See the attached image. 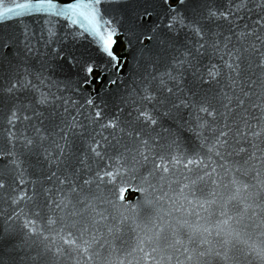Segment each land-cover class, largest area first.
<instances>
[{
  "label": "snow or ice",
  "instance_id": "snow-or-ice-1",
  "mask_svg": "<svg viewBox=\"0 0 264 264\" xmlns=\"http://www.w3.org/2000/svg\"><path fill=\"white\" fill-rule=\"evenodd\" d=\"M135 4L130 12L122 13L127 28L119 35L127 34L125 47L133 48L138 44L142 49H150L157 42L164 54L163 57L159 52L155 56L149 55L141 65L140 80L144 88L137 89L140 109L136 120L143 119L151 125H158L157 118L161 125L166 121L169 128L175 126L177 131L190 132L198 141H203L200 146L209 152L215 151L217 155L221 149L230 146L225 130H220L212 139L202 135L205 128L202 114L207 113L211 117L212 112L205 107L207 96L201 97L192 88L185 91L187 81L184 77L191 69L199 83L209 82L204 79L206 73L219 85L214 98L219 97L226 111L235 109L247 113V117L240 116L241 124L233 139L237 145L240 141H247L250 147H255L252 141L264 134V25L261 24L264 15L260 14L264 13V0L254 4L253 0H211L215 11L210 10V0H179L175 6L170 5L169 0H135ZM157 4L164 8L167 20L160 37L156 35L159 25L152 12ZM119 8V0H10V6L9 0H0V21L25 15L62 21L68 31L75 28L87 36L93 47L107 57V63L116 72H123L127 62L114 51L117 30L112 26ZM254 8L259 9V18L253 21L254 27L247 23L240 27L236 22L251 15ZM218 20L224 23L219 24ZM52 36L57 34L45 36L41 33L39 39L35 32L31 36L26 32L15 37L0 36V115L6 130V134L0 137V192L7 188L5 203L15 206L0 220V264H57L62 253L48 243L51 236L45 235L57 218L60 222L67 219L70 227L80 222L85 231L90 227L95 230L101 221L107 220L103 211H97L95 198L82 186L90 184L86 179L80 185L73 183V175L60 179L55 171L46 173L41 170L39 176L55 180L54 188L34 190L31 196H25L22 189L18 191L20 185H25L21 169L30 161H45L67 169L69 151L77 141L84 144L82 138L85 134L91 139L88 144L90 151L100 156L96 149L99 141L85 125L77 124L83 106H77L76 100L64 95V90L75 92V89L55 79V72L59 60L75 62L79 66L80 77L77 87L81 83H89L90 77L97 81L102 79L103 73L83 55L77 60L74 53L65 52L62 41L59 46H53L57 40ZM205 59L208 63H203ZM197 65L203 68V73ZM242 79L247 90L241 87ZM108 83L115 84L116 81ZM57 92L61 94L57 95ZM86 103L92 105L93 101L88 99ZM149 109L152 117L146 116ZM19 112L29 114L20 115ZM94 115L99 122L101 111L96 110ZM131 118L132 113L129 112L128 119ZM17 125V131L12 132L11 128ZM100 127L112 128L113 123L109 120L107 124L101 123ZM213 131L215 129L209 126L208 132ZM172 143L177 141L173 139ZM153 146L163 147L155 139L145 141L137 132L134 146H126L125 151L131 150L134 159L139 157L147 162L153 156ZM53 151H56L55 156ZM234 151L239 155L247 149L237 147ZM252 155L255 156V152ZM157 158L162 159L160 156ZM110 159L119 166L124 156L118 154ZM155 167L159 168V165ZM163 171L167 172L168 168ZM105 175L111 177L112 172ZM96 179H101L99 174ZM41 195L44 197L41 212L27 207ZM28 215L33 218L23 224L18 223L21 216ZM36 220L41 221L43 230L37 227ZM108 231L111 233L112 229Z\"/></svg>",
  "mask_w": 264,
  "mask_h": 264
},
{
  "label": "water",
  "instance_id": "water-1",
  "mask_svg": "<svg viewBox=\"0 0 264 264\" xmlns=\"http://www.w3.org/2000/svg\"><path fill=\"white\" fill-rule=\"evenodd\" d=\"M119 2L120 8L112 26L117 30L116 45L118 40L122 43L121 49L114 51L127 62L123 72H116L87 36L75 28L68 31L62 21L27 15L0 21V36L15 37L25 32L31 36L35 32L39 39L41 33L45 36L56 33L57 36L51 37L57 40L53 46H59L62 41L65 52L74 53L77 60L83 55L103 73L102 79L97 81L90 77L89 83H81L77 87L80 77L79 66L75 62L59 60L55 72V79L75 89V92L64 90V95L76 100L77 106H83L77 124L85 125L99 141L96 149L100 156L90 151L88 144L91 139L85 134L82 138L84 144L77 141L69 151L67 169L45 161H30L27 167L21 169L26 186L20 185L18 191L22 189L25 196H31L34 190L56 186L54 179L49 181L38 175L41 170L46 173L55 171L60 179L73 175L75 184L82 185L83 180H89V185L82 186L95 198L97 211H103L107 216V220L101 221L95 230L90 227L87 231L80 222L70 227L67 219L60 222L57 218L45 232L46 236H51L48 243L62 253L57 264H264V134L252 141L255 147H250L247 141H240L237 145L233 136L241 124L240 116L247 117V113L235 109L233 112L226 111L219 97L214 98L219 85L206 73L204 79L209 82L199 83L191 69L184 77L187 81L185 91L192 88L201 97L207 96L205 107L212 112L211 117L207 113L202 114L205 118L202 135L212 139L220 130H225L230 146L221 149L217 155L215 151L209 152L206 147L200 146L203 141H198L190 132L177 131L175 126L169 128L166 121L161 125L159 118L158 125L148 124L143 119L137 121L140 109L137 89L144 88L140 80L141 65L149 55L155 56L159 52L163 57L164 54L157 42L150 49H142L138 44L133 48L125 47L127 34L119 35L127 28L122 13L130 12L136 4L135 0ZM259 2L261 0H253V4ZM178 3L179 0H169L170 5ZM210 10H216L211 0ZM178 11L182 12V9ZM152 12L159 25L156 35L160 37L164 32L163 25L167 23L165 10L157 4ZM258 12L259 9L254 8L251 15L236 23L240 27L245 23L254 27L253 21L259 18ZM217 23L224 22L218 20ZM261 24L264 25V20ZM203 63H208V60ZM197 68L204 72L200 65ZM111 80L116 83H108ZM168 86L171 87V83ZM60 87L63 89V85ZM241 87L247 90L243 79ZM60 94L57 92V95ZM88 99L93 101L92 105L86 103ZM96 110L101 111L99 122L94 115ZM129 112L132 113L131 120L128 119ZM256 115L259 116V113ZM146 116H153L150 109ZM109 120L113 123L112 128L100 127L101 123L107 124ZM3 124V116L0 115V137L6 134ZM145 124L148 126L144 127ZM209 126L215 131L208 132ZM17 127L13 126L11 131L16 132ZM137 132L145 141L155 139L163 146H153V156L147 162L139 157L134 159L131 150L125 151L126 146H134ZM173 139L176 144L172 143ZM59 142L63 144V141ZM237 147H245L247 152L237 155L234 151ZM118 154L124 156L119 166L110 159ZM55 155L56 151H53ZM157 164L159 168L155 167ZM165 167L167 172L163 171ZM108 171L112 172L111 177L105 175ZM97 174L101 179H96ZM6 191L7 188L0 192V220L15 207L5 203ZM34 199V204L27 207L41 212L43 195ZM32 218L31 215L21 216L18 223L23 224ZM35 223L43 230L41 221L36 220ZM110 228L111 233L108 231ZM95 236L98 239L94 240Z\"/></svg>",
  "mask_w": 264,
  "mask_h": 264
},
{
  "label": "trees",
  "instance_id": "trees-1",
  "mask_svg": "<svg viewBox=\"0 0 264 264\" xmlns=\"http://www.w3.org/2000/svg\"><path fill=\"white\" fill-rule=\"evenodd\" d=\"M175 1H177V0H172V2H175ZM121 47H122V43L120 40H118L117 45L115 47V50L119 51L121 49Z\"/></svg>",
  "mask_w": 264,
  "mask_h": 264
}]
</instances>
